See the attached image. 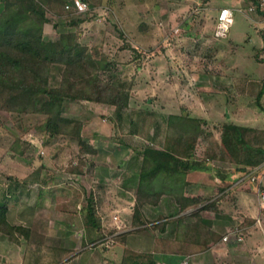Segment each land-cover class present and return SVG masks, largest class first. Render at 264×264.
<instances>
[{"label": "rangeland", "instance_id": "1", "mask_svg": "<svg viewBox=\"0 0 264 264\" xmlns=\"http://www.w3.org/2000/svg\"><path fill=\"white\" fill-rule=\"evenodd\" d=\"M89 1L94 4L93 14H87L78 27L57 16L59 26L48 23L45 35L58 38L62 31L76 30L82 42L92 48L97 46L106 58L114 60L111 76L127 78L132 96L130 104L120 113L110 104L66 100L64 113L87 124L89 136L98 148L96 155L87 156L93 160L97 156L103 160L110 157L115 168L121 166L133 171L139 167L137 163L146 144L162 146L169 114L183 110L206 118L211 126L226 120L244 125L264 122V108L257 102L264 84L261 26L248 16L249 6L244 2ZM222 7L233 9L234 22L225 34L218 35ZM258 52L262 58L257 56ZM136 53L140 55L137 57ZM234 77L255 81L254 92L247 96L249 103L243 111H236L242 101L234 100L231 94ZM16 134L31 142L24 156L13 153L10 148ZM42 162L45 167H41ZM63 163L62 159L52 158L34 130L29 128L24 132L6 111H0V202H8L10 207L35 216L59 214V205L63 210L75 212L76 203L78 208V203L86 204L89 200L92 186L85 175L93 172L73 173L68 165L62 167ZM89 166L87 163L85 169ZM40 188L47 189L46 200L42 202L36 197ZM117 190L116 187L110 191V195L115 192L113 200L121 196ZM59 196L63 203L58 201ZM112 209L106 210V217L117 226L114 213L118 212ZM260 235L264 244L262 232Z\"/></svg>", "mask_w": 264, "mask_h": 264}, {"label": "trees", "instance_id": "2", "mask_svg": "<svg viewBox=\"0 0 264 264\" xmlns=\"http://www.w3.org/2000/svg\"><path fill=\"white\" fill-rule=\"evenodd\" d=\"M68 2L0 1V111H6L24 132L34 130L52 158L65 161L62 167L68 165L73 173H92L96 162L87 155H96L98 148L87 124L64 113L65 102L86 99L114 105L120 113L130 104L132 91L127 78L111 76L114 60L97 46L82 42L76 30L62 31L58 38L45 35L48 23L59 26L57 16L78 27L87 14H93V3L90 10L79 13L73 6L66 7ZM257 56L262 58L259 52ZM209 124L185 110L171 113L162 146H144L132 214L135 225L148 221L144 205L157 204L164 193L173 195L183 208L200 201L198 196L184 195L191 157L222 160L239 170L264 162V129L229 120ZM30 146V140L16 134L10 148L24 156ZM87 163L90 166L85 169ZM41 167H45L43 162ZM95 196L91 189L84 209L87 225L97 222ZM7 210L6 202H0V232L14 241L31 233L30 227L12 224Z\"/></svg>", "mask_w": 264, "mask_h": 264}, {"label": "crops", "instance_id": "3", "mask_svg": "<svg viewBox=\"0 0 264 264\" xmlns=\"http://www.w3.org/2000/svg\"><path fill=\"white\" fill-rule=\"evenodd\" d=\"M239 1L249 6L247 14L260 24L262 35L263 0ZM233 79L231 94L234 100L242 101L236 111H243L249 103L247 96L254 92L255 81ZM257 102L264 108V84ZM249 125L264 129V122ZM109 158H94L93 174L85 175L92 186L89 190L98 188L95 225L85 223L88 202L78 203V208L76 203L75 212L59 205V214L44 217L12 208L7 202L8 220L30 227L31 233L14 241L0 232V264H179L186 257L189 264H264V244L260 238V232L264 236V208L259 195V188L264 189V162L239 170L222 160L191 157L184 195L198 196L200 201L183 208L173 195L164 193L157 204L144 205L148 221L135 225L132 214L142 160L133 172L130 168H115ZM253 175L261 178V183L253 180ZM116 187L121 196L113 200L115 192L110 195V191ZM40 189L36 197L42 202L47 189ZM58 201L64 202L61 196ZM111 207L118 212L114 213L117 226L106 217V210ZM234 227L240 228L243 240L231 233Z\"/></svg>", "mask_w": 264, "mask_h": 264}, {"label": "built area", "instance_id": "4", "mask_svg": "<svg viewBox=\"0 0 264 264\" xmlns=\"http://www.w3.org/2000/svg\"><path fill=\"white\" fill-rule=\"evenodd\" d=\"M263 5H264V0H263ZM71 6H73L76 9V11L79 13L87 12L91 8V5L87 0H70V2L66 4V7H71ZM233 22H234L233 9L231 7H222L218 16L217 34L218 35L225 34L229 30ZM262 40H263L262 49L264 52V30L262 33ZM256 169L258 168H255V170ZM252 179L253 180L257 179L259 183H261L262 181L261 178H259L257 175H253ZM259 195H260V204L264 208V189L262 187L259 188ZM231 233H233L238 240L244 239V236L240 228L238 227H234L233 229H231ZM228 238H229V234H226L224 236V239L227 240ZM189 261H190L189 257H186L179 264H189Z\"/></svg>", "mask_w": 264, "mask_h": 264}, {"label": "water", "instance_id": "5", "mask_svg": "<svg viewBox=\"0 0 264 264\" xmlns=\"http://www.w3.org/2000/svg\"><path fill=\"white\" fill-rule=\"evenodd\" d=\"M186 114H187V112H186Z\"/></svg>", "mask_w": 264, "mask_h": 264}]
</instances>
